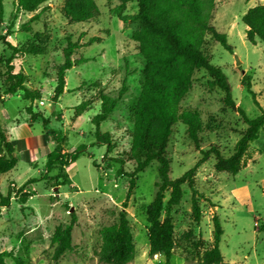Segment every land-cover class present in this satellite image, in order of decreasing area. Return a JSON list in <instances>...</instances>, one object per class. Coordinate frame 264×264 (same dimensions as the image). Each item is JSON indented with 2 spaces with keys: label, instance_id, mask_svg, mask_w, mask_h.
<instances>
[{
  "label": "rangeland",
  "instance_id": "1",
  "mask_svg": "<svg viewBox=\"0 0 264 264\" xmlns=\"http://www.w3.org/2000/svg\"><path fill=\"white\" fill-rule=\"evenodd\" d=\"M63 1L45 0L33 12L39 17L32 22L28 19L33 13L19 11L8 28L15 0H2L0 33L8 28L7 39L12 44L18 46L33 40L45 50L43 54H16L12 60L14 71L24 72L26 87L39 91L37 98H24L22 90L4 94L0 77V127L13 140L10 141L17 157L15 167L0 176V195L10 193L9 204L0 206V253H8L0 264H108L98 259L100 229L115 223L121 211L128 220L134 245V256L126 264H165L162 254H148L145 214L156 191L158 163L151 161L136 174L133 194L123 207L124 178L116 174L120 165L113 160L127 159L130 153V111L144 77V60L132 39L137 22L124 24L112 13L118 0H95L99 8L96 16L85 22L69 23L61 12ZM259 3L264 0H215L210 22L226 34L232 48L223 47L209 34L202 45L210 62L227 77L235 105L249 119L264 110V53L263 42L256 39L253 44L246 39L241 16ZM135 12L136 4L127 3L125 13ZM24 23H28V30L22 29ZM36 32L42 34L39 39L35 38ZM68 39L89 42L72 55L87 60L66 71L65 91L54 98L56 67L63 61V47ZM10 54L11 50L0 42V73L5 70L3 60ZM235 55L239 65L235 64ZM211 80L204 69L195 70L191 87L180 101L181 108L198 112L201 130L196 146L186 134V125L180 121L174 124L167 144L171 178L194 167L206 150L216 148L224 156L231 154L246 128L242 115L224 103V91L211 84ZM247 82L256 102L244 87ZM123 85L124 92L108 118L93 124L91 118L100 109V93L117 96ZM82 104L83 109L79 107ZM27 107L37 114L34 120ZM42 119H46L45 124ZM96 131L107 132L110 140L98 137ZM55 138L67 160L71 151L83 146L74 161L64 167L65 178L56 168H45L43 152L55 147ZM109 141L112 148L107 151ZM248 156L254 159H249L236 174L215 170L212 152L199 162L193 176L200 209L198 220L191 209L192 189L183 183L181 199L171 209L176 240L171 264H201L202 251L209 245L206 239L212 238L211 214L215 205L222 228L218 246L224 261L264 264V194L260 182L256 183L264 176L262 129L250 142L244 162ZM133 167L134 161L130 159L122 165L126 171ZM244 184L249 185L250 193L241 201L232 196L230 189ZM168 192L164 193V201ZM23 193L29 195L21 203ZM70 221L73 248L55 259L53 232Z\"/></svg>",
  "mask_w": 264,
  "mask_h": 264
},
{
  "label": "trees",
  "instance_id": "2",
  "mask_svg": "<svg viewBox=\"0 0 264 264\" xmlns=\"http://www.w3.org/2000/svg\"><path fill=\"white\" fill-rule=\"evenodd\" d=\"M45 0H15V10L11 13L13 20L19 11L28 13L35 12ZM119 3L111 9L124 24L137 22V27L132 32V39L137 43V48L144 60V77L141 82L139 93L131 108L130 116L132 128L130 131V153L127 159L118 157L119 163L116 172L124 178L125 196L122 206L126 207L133 194L136 182V174L142 171L151 161L158 163V180L153 198L146 205L145 214L147 221L148 254H162L165 264H171L170 258L176 244L174 226L172 223L171 209L177 205L183 194L182 185L187 183L192 189L191 209L196 220L199 219L200 209L198 198L193 186V176L199 162L204 160L212 152L214 153V168L217 171H225L236 174L243 166V157L251 141L258 137L259 131L264 132V110L249 119L244 110L235 105L231 97V87L223 71L212 64L209 57L203 52L202 45L205 35L220 43L223 47L231 49L225 33L218 31L210 22L212 12L215 8V0H118ZM136 4V12L125 13L127 3ZM62 15L69 23L85 22L99 13L95 0H64L61 7ZM38 13H33L28 22L37 20ZM3 19V3L0 0V22ZM241 21L246 25L245 37L255 44L256 39L263 42L264 53V3L249 7L241 16ZM22 29L28 30V23L22 24ZM7 28V30H8ZM0 33V42L11 50L3 62L5 70L0 73L4 94H13L19 90L23 91V97L33 100L39 96V91L31 90L25 85V74L22 70L14 71L12 63L16 54H43L45 48L38 42L27 40L20 45L12 44L8 39V31ZM41 33L36 32L35 38L39 39ZM88 43H79L68 39L63 47V61L56 67V85L53 89V97L56 98L65 91V73L73 65L87 60L85 57H73L81 46ZM204 69L212 78L211 84L218 86L224 91V103L239 112L246 128L236 140L233 151L228 156L222 155L216 148L203 152V157L194 167L184 172L180 177H170V158L167 154V144L175 123L182 122L186 125V134L196 146L199 144L198 133L201 130V120L196 110L181 108L180 101L191 87L193 72ZM244 87L253 96L254 91L247 82ZM124 92V85L117 96L100 93V109L93 115L91 122L98 125L105 121L115 107L119 97ZM83 109V104L79 105ZM27 110L32 120L37 117L29 107ZM46 123V119H42ZM54 133V131H50ZM98 137L110 140L107 132L99 133ZM52 150L43 152L45 154L46 171L56 168L59 175L66 177L64 167L74 161L83 146L76 147L70 152L67 160L61 153L58 138ZM112 148L110 141L106 150ZM15 148L0 127V176L11 170L17 163L14 154ZM128 159L134 161L131 171L122 168ZM97 167L95 161L92 162ZM101 175L105 174L101 169ZM168 197L164 201L165 191ZM28 193L20 196V202L24 203ZM10 193L0 195V206L9 204ZM212 242L204 247L201 254V264H227L218 243L222 234L219 218L212 215ZM73 221L65 226H57L53 232L52 239L55 242L53 257L59 258L63 253L72 250L71 230ZM101 244L98 250V259L108 264H126L134 256V245L131 239L130 227L124 211L119 213L115 223L103 226L100 229ZM7 252L0 253L2 257Z\"/></svg>",
  "mask_w": 264,
  "mask_h": 264
},
{
  "label": "crops",
  "instance_id": "3",
  "mask_svg": "<svg viewBox=\"0 0 264 264\" xmlns=\"http://www.w3.org/2000/svg\"><path fill=\"white\" fill-rule=\"evenodd\" d=\"M9 140H11V139H9ZM11 141L13 142V140H11ZM14 148H15V145H14ZM35 151H37V149ZM38 155H40V153ZM30 158L32 159V158H34V156H31ZM249 159L253 160L254 158H252L251 156H248V158L244 162V166L246 165V163L248 162ZM257 182H260L262 194H264V176H262L260 179H258V181H256V183ZM230 191H231V194L234 198L239 197V200L245 201L247 196H249L250 188H249L248 184H244V185L234 186L233 188L230 189ZM214 208L215 209H214V211H212L211 217L214 214L217 215V206L215 205ZM211 209H213V207H211ZM218 218H219V216H218ZM211 242H212L211 237L206 239L207 244H211Z\"/></svg>",
  "mask_w": 264,
  "mask_h": 264
},
{
  "label": "water",
  "instance_id": "4",
  "mask_svg": "<svg viewBox=\"0 0 264 264\" xmlns=\"http://www.w3.org/2000/svg\"><path fill=\"white\" fill-rule=\"evenodd\" d=\"M235 64L236 65H239L240 64V60H239V58L235 55Z\"/></svg>",
  "mask_w": 264,
  "mask_h": 264
},
{
  "label": "built area",
  "instance_id": "5",
  "mask_svg": "<svg viewBox=\"0 0 264 264\" xmlns=\"http://www.w3.org/2000/svg\"><path fill=\"white\" fill-rule=\"evenodd\" d=\"M42 103V101H40Z\"/></svg>",
  "mask_w": 264,
  "mask_h": 264
}]
</instances>
